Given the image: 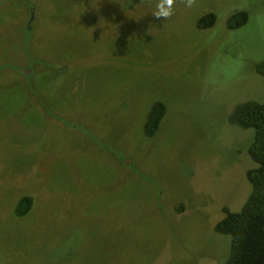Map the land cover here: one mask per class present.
<instances>
[{
    "label": "rangeland",
    "instance_id": "rangeland-1",
    "mask_svg": "<svg viewBox=\"0 0 264 264\" xmlns=\"http://www.w3.org/2000/svg\"><path fill=\"white\" fill-rule=\"evenodd\" d=\"M159 3L0 0V264L227 259L214 227L256 165L254 129L229 116L264 101V0H174L156 19ZM157 100L167 113L146 136Z\"/></svg>",
    "mask_w": 264,
    "mask_h": 264
},
{
    "label": "trees",
    "instance_id": "trees-1",
    "mask_svg": "<svg viewBox=\"0 0 264 264\" xmlns=\"http://www.w3.org/2000/svg\"><path fill=\"white\" fill-rule=\"evenodd\" d=\"M248 18L247 11H237L230 17L229 27H240ZM215 21L216 14L210 11L199 18L198 26L211 27ZM255 70L264 76V57L256 63ZM166 113L167 105L163 101L157 100L152 104L143 127L146 136L158 132ZM229 121L242 128L254 129L248 152L256 165L247 170L252 189L242 208L232 211L225 207L224 217L214 228L231 238L228 256L223 264H264V101L249 99L239 103L230 114ZM33 203L31 195L20 197L14 208L15 215L25 216Z\"/></svg>",
    "mask_w": 264,
    "mask_h": 264
},
{
    "label": "clouds",
    "instance_id": "clouds-1",
    "mask_svg": "<svg viewBox=\"0 0 264 264\" xmlns=\"http://www.w3.org/2000/svg\"><path fill=\"white\" fill-rule=\"evenodd\" d=\"M173 2L174 0H160L157 5V10L152 14L156 19L164 18L167 19L173 15ZM190 3V0H189Z\"/></svg>",
    "mask_w": 264,
    "mask_h": 264
}]
</instances>
